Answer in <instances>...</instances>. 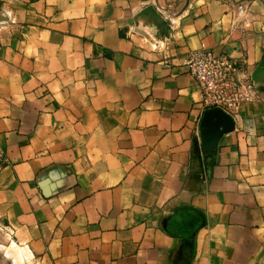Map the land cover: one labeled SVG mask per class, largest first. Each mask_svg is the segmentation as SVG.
I'll return each instance as SVG.
<instances>
[{
  "label": "crops",
  "instance_id": "1",
  "mask_svg": "<svg viewBox=\"0 0 264 264\" xmlns=\"http://www.w3.org/2000/svg\"><path fill=\"white\" fill-rule=\"evenodd\" d=\"M202 47L259 86L214 151ZM0 264H264V0H0Z\"/></svg>",
  "mask_w": 264,
  "mask_h": 264
},
{
  "label": "built area",
  "instance_id": "2",
  "mask_svg": "<svg viewBox=\"0 0 264 264\" xmlns=\"http://www.w3.org/2000/svg\"><path fill=\"white\" fill-rule=\"evenodd\" d=\"M186 64L201 90L205 110L218 107L234 116L244 103L259 97L257 82L242 75L234 57L202 47L189 53Z\"/></svg>",
  "mask_w": 264,
  "mask_h": 264
},
{
  "label": "water",
  "instance_id": "3",
  "mask_svg": "<svg viewBox=\"0 0 264 264\" xmlns=\"http://www.w3.org/2000/svg\"><path fill=\"white\" fill-rule=\"evenodd\" d=\"M149 11L151 12V9ZM260 71L261 67H258L254 73L255 79ZM202 125L204 127L202 147L208 151H214L222 132L233 130L235 122L230 114L221 108L214 107L205 110ZM221 126H223V130Z\"/></svg>",
  "mask_w": 264,
  "mask_h": 264
}]
</instances>
